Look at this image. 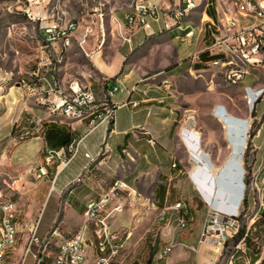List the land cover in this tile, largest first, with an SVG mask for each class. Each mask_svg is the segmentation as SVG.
<instances>
[{"label": "crops", "instance_id": "1", "mask_svg": "<svg viewBox=\"0 0 264 264\" xmlns=\"http://www.w3.org/2000/svg\"><path fill=\"white\" fill-rule=\"evenodd\" d=\"M137 2L108 6L102 2L104 8H95L94 19L76 20L82 27L95 20L96 33L102 29L104 36L90 37L80 46L79 32L71 40L56 77L64 87L79 79L96 101L109 100L116 105L129 99L140 102L137 108H117L111 125L101 124L90 130L89 120L49 116L46 110L38 106L36 93L23 86L16 87L17 90H0V106L3 107L0 110V187L17 206V245L8 257L7 264H27L29 255L32 256L30 264H36L35 248L26 252L31 230L36 225L41 238H50V247L43 256L44 264L53 261L58 254L59 244L63 242L57 239L65 233L79 230L86 220L88 205L102 199L117 180L126 182L130 189L119 190L105 209L108 225L117 234L116 245L120 249L118 258L112 264H214L218 257L216 247L199 242L208 214L215 210L226 215H237L241 211L246 192L243 153L249 137L250 122L246 119H229L221 111L224 119L217 121L222 127L223 137L228 136L230 140L238 142L233 151L237 157L234 163L236 174L232 179L225 178L233 190L222 186L225 198L219 199V203H215V198L212 201L204 198L208 209L204 207L201 213L198 209L203 204L198 202L192 184L195 183L196 174L191 173L196 164L191 155V151H194L191 146L196 143V138L182 134L186 124L175 129L171 85L164 83L166 80L171 82L173 76L154 70L160 62L152 61V46L159 37L174 30L179 34L178 38H184V34L172 26L171 15L166 12H161L158 21L151 20V27L147 30L140 26L129 27L126 15ZM146 2L164 10L175 8L181 0H174V3L172 0ZM220 15L218 6L209 0L204 4L203 24L200 26V29L204 28V34L200 30L193 39L194 44H189L191 56L202 52L212 43L209 21L218 22ZM200 39L204 47L196 51ZM184 51L185 48L174 54L176 64L184 58ZM163 61V68H166V59ZM262 69L264 66L241 83L244 91L246 87L254 90L264 88V83L258 80ZM49 77L52 75L49 74ZM108 82V87L111 84L128 88L138 85L140 91L132 95L127 92L116 93L110 97L106 88ZM1 86L0 89L3 88ZM263 101L264 94L255 107ZM12 113L14 115L11 118ZM33 115L45 119L42 127L34 128L31 121ZM225 122L239 129L227 133ZM21 132L28 134L15 138L14 134ZM81 139L83 141L78 153L68 164L57 159L46 167V175L38 177L39 168L45 165L50 150H60ZM252 141L258 153H264V122ZM197 144L202 149L201 140ZM185 149H188L190 157L184 155ZM88 152L95 161L85 156ZM201 153L208 166L213 168L212 157L207 152ZM230 153L229 145L218 150V156L222 159L228 158ZM230 200L234 204H230ZM49 202L57 208L56 216L50 228L41 234L43 209ZM178 203H182L180 210L175 207ZM118 206L119 209H115ZM260 212L246 233L250 234L252 241V245L247 246L248 252H244L249 255L248 264H264V218L259 221ZM180 215L188 223L185 229L177 226ZM237 231L234 230L231 237ZM91 234L92 228L87 231L88 237ZM171 242H175L176 246L167 258H161L162 250ZM95 261L96 250L89 247L84 264H95Z\"/></svg>", "mask_w": 264, "mask_h": 264}, {"label": "rangeland", "instance_id": "2", "mask_svg": "<svg viewBox=\"0 0 264 264\" xmlns=\"http://www.w3.org/2000/svg\"><path fill=\"white\" fill-rule=\"evenodd\" d=\"M133 1L135 0H0V85L3 87L0 89L1 92L10 88L17 90L16 87L19 86V82L29 77V72L36 68L41 58L44 57L41 48L42 25L52 21L64 24V22L70 20H82L83 18L87 21L91 18L94 19L95 8L97 7L104 8V4H107V6L110 4L127 5V2L133 3ZM197 1L200 4L197 11L191 12L186 18V21L190 22L189 24L194 30L193 39L198 36L200 30L204 34V28H200L203 24V7L208 0ZM234 1L209 0L214 6L219 7L221 15L223 11L232 13L235 7ZM102 2L104 4H101ZM172 2L174 3V0ZM173 8L161 9V11L171 15ZM192 43L194 44V40ZM192 43L183 42L178 38L175 30L172 33L165 32L152 46L154 50L152 61L160 62V65L154 70L164 71L168 76H173L170 90L173 94L172 108L175 112V129H180L186 124L188 128L187 126L184 127L182 134L186 136L187 133L191 132L190 136L196 138V143L193 147L191 146L194 148L191 155L196 160L194 170L191 173L196 174V179H194L196 184H192L195 186L194 192L198 202L203 204L198 209L202 213L204 207L208 209V204L204 202V198L208 201L215 198V203H219L217 198L223 195L219 191L223 190L222 186L225 185L228 190H233V186L227 183L225 178L232 179L236 174L234 163L237 157L233 151L238 142L230 140L228 136L223 137L222 127L217 121L224 119V114H221V111L229 119L248 120L250 122V134L253 131L258 132L264 122V101L257 108H252L247 104L243 89L244 85L241 83L236 86L229 85L218 69L203 68L200 71V69L193 67L194 60L188 51V47L191 46L189 44ZM203 47L204 44L200 39L196 44V51L201 50ZM183 48H185L184 58L179 64H176L174 54ZM76 58L80 59L81 57L77 56ZM164 58L166 59V68H163ZM261 72L258 80L264 83V69ZM2 108L0 106V110ZM13 115L12 113L11 118ZM225 124L227 133L239 129L238 126L234 127L226 122ZM18 134L15 133L14 136ZM200 140L202 149L197 144ZM225 145H229L231 153L228 158L222 159L218 156V150ZM201 151L207 152L212 157L214 161L212 169H209L205 156ZM183 153L190 157L188 149H185ZM243 161L246 171L245 200L247 203L243 204L239 213V216L240 214L242 216L237 227V234L224 240L222 236L214 234L211 236V234L204 232L207 225H212L214 213L222 215L221 212L213 210L207 216V222L204 224L199 239L200 243H207L216 247L218 257L214 264H248L249 255L244 253L248 250L242 239L248 232L252 220L259 216L260 209L264 207V153H258L250 136L243 153ZM196 168L200 169L199 172H195ZM229 203L234 204L231 200ZM217 207L219 208L218 205ZM56 210L57 208L52 202L45 205L41 219V234H44L50 228L56 216ZM74 233H65L57 241L62 242ZM203 233L205 234L203 235ZM53 244L55 242L52 243V246H54ZM233 254L234 257H232ZM31 258V255L27 257V264H30Z\"/></svg>", "mask_w": 264, "mask_h": 264}, {"label": "built area", "instance_id": "3", "mask_svg": "<svg viewBox=\"0 0 264 264\" xmlns=\"http://www.w3.org/2000/svg\"><path fill=\"white\" fill-rule=\"evenodd\" d=\"M197 0H181L175 8L172 9L171 18L172 26H183V19H186L191 12L199 6ZM232 13L223 11L220 15L223 19V26H215L212 21V43L205 47L202 52L192 56L196 62L203 64L204 68L209 66H218L220 69H228L231 75L232 86L235 83H242L247 77L253 76L259 68L264 66V0H235ZM161 8L155 4H150L144 0H138L133 10L126 15V21L129 27H133V21H140V28L149 29L151 20L158 21L161 16ZM102 21V19L100 20ZM95 20L90 21L83 27L79 21L70 20L65 24L53 21L41 26L42 44L41 48L45 56L32 69L29 74H36L43 82V91L41 93L40 103H47L48 114L51 117L63 118L67 120L84 121L89 120L90 130L95 129L101 124L111 125L115 118V112L120 107L137 108L140 106L138 100H127L122 104H113L109 100L96 101L93 99L89 89L76 79V84L64 87L57 81V75L65 59V52L70 48V41L74 40L80 32V46L88 41L90 37L101 35L104 32L101 29L96 33ZM82 29V31H81ZM193 32H186L183 42L192 43ZM102 44V43H101ZM205 53L208 59L201 61L200 55ZM231 54H242L244 57V66H237L231 61ZM49 74L52 77H49ZM166 85L171 82L166 80ZM109 85V82H108ZM30 90L27 85H21ZM140 91L138 85L128 88L124 85L116 84L108 87V95L111 97L116 93H129L132 95ZM264 94V88L254 90L246 87L245 98L247 104L256 106L257 102ZM32 124L37 129L39 122H45V119L38 115L32 116ZM21 132L16 137H22ZM83 139L69 143L65 148L60 150H50L45 158V165L39 168L38 177L47 174L46 167L54 164L55 160H61V163L68 164L70 160L78 153ZM85 156L91 161L96 159L91 153ZM130 189L129 185L123 180H117V187H110L109 192L99 201L91 202V210L86 213V220L83 227L92 228V239L96 249V264H107L109 256L117 253L119 246L116 245L118 236L112 232L108 222V214H105L107 204L111 197L116 195L119 190ZM177 209L182 208V203L175 206ZM115 209H119V206ZM97 212H104V221H97ZM14 213L11 208V200L2 201L0 199V264H7V259L14 247ZM212 225H207L204 232L211 236H222L225 240L231 238L234 230H238L239 214L232 216L214 213ZM99 222H107V234H98ZM188 223L180 215L177 218V226L185 229ZM81 228L77 230L64 244H59L58 255L48 264H82L81 254ZM212 231V232H211ZM32 234L28 241L26 252H31L35 248L34 256L36 264H44L43 256L50 247V238H41L37 233V225L32 228ZM205 233H203L204 235ZM244 241V238L242 239ZM175 242H171L162 250L161 258H167L174 247Z\"/></svg>", "mask_w": 264, "mask_h": 264}, {"label": "bare ground", "instance_id": "4", "mask_svg": "<svg viewBox=\"0 0 264 264\" xmlns=\"http://www.w3.org/2000/svg\"><path fill=\"white\" fill-rule=\"evenodd\" d=\"M214 25L215 26H223V19L221 18L218 22L214 23ZM133 26H138L139 27L140 26V21H133ZM174 28L178 32L183 33L184 34L183 37L185 36L186 32H193L194 31L193 28L191 27V25H189L187 23L186 19H183V26H174ZM208 28L211 31V35H212V23H209V27ZM70 44H71V41H70ZM231 61L235 62L237 64V66H244V57L242 56V54H231ZM209 68L218 69L219 70L218 66H209ZM219 71L224 75L225 81L229 85H232V79H231L230 73H228V69H220ZM74 84H76V80H73L70 83H68V85H74ZM239 84L240 83H235V84H233V86H236V85H239ZM21 85H27V87H29L32 92L36 93L38 106H40L41 108L46 110V112H48L47 103H40V101H41V93H38V92H42L43 91V82H41V80L39 79V76L36 75V74H29V77L21 80ZM250 106L252 107V105H250ZM42 126H43V122H39L38 125H37V127H42ZM190 134H191V132L187 133L186 136L188 137V136H190ZM193 135H195V134L193 133ZM209 169H212V168L209 167ZM199 170L200 169L196 168L195 172H199ZM111 187H117V181ZM219 191L222 192V194L225 193L222 190H219ZM6 196L7 195L5 194L3 189L0 187V199L2 201H9V199ZM224 198H225V196H223V198L220 196L219 199L222 200ZM11 208H12V211L15 212L14 213V231H16V232L14 233V247H16V245H17V229H16V225H15V219H16V216H17V206H16V203L14 201H12V200H11ZM90 210H91V203L88 205L86 213H89ZM97 221H104V212H97ZM89 229H90V227L81 228L82 264H84L86 262L88 248L89 247H94L92 234H91V237H88V235H87V231ZM98 234H107V222H99V224H98ZM66 240H68V239H66ZM64 243H65V240L61 244H64ZM94 250H96L95 247H94ZM119 254H120V249H118L117 253L112 254L111 256H109V258L107 260V264H112L114 259L116 257L118 258ZM95 264H96V261H95Z\"/></svg>", "mask_w": 264, "mask_h": 264}, {"label": "trees", "instance_id": "5", "mask_svg": "<svg viewBox=\"0 0 264 264\" xmlns=\"http://www.w3.org/2000/svg\"><path fill=\"white\" fill-rule=\"evenodd\" d=\"M206 59H208V55L205 54V53H202V54L200 55V60H201V61H204V60H206ZM193 67H195V68L198 69V70L204 68L203 64H201V63H199V62L194 63ZM106 88H108V83L106 84ZM256 134H257V132H256V131H253V132H251V133L249 134V136H250L251 138H253ZM246 203H247V201L244 200V204H246ZM260 214H261V218L259 219V221H261V219L264 218V208L262 209V211L260 212ZM241 216H242V214H240L238 220H241ZM255 224H257V222H256ZM237 232H238V231H237ZM240 233H243V232H240ZM236 234H237V233H236ZM236 234H235V235H236ZM235 235H234V236H235ZM234 236H233V237H234ZM231 238H232V237H231ZM244 242H245L246 246L252 245V241H251V239H250V234H247V235L244 236Z\"/></svg>", "mask_w": 264, "mask_h": 264}, {"label": "water", "instance_id": "6", "mask_svg": "<svg viewBox=\"0 0 264 264\" xmlns=\"http://www.w3.org/2000/svg\"><path fill=\"white\" fill-rule=\"evenodd\" d=\"M224 190V189H223ZM217 200H219V198H217ZM232 216H235V215H232Z\"/></svg>", "mask_w": 264, "mask_h": 264}]
</instances>
